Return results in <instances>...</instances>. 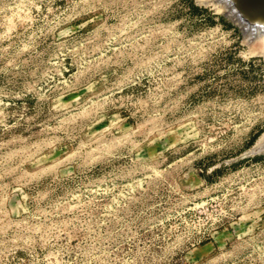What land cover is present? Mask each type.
Listing matches in <instances>:
<instances>
[{
	"label": "rangeland",
	"instance_id": "rangeland-1",
	"mask_svg": "<svg viewBox=\"0 0 264 264\" xmlns=\"http://www.w3.org/2000/svg\"><path fill=\"white\" fill-rule=\"evenodd\" d=\"M218 1L0 0V264H264V41Z\"/></svg>",
	"mask_w": 264,
	"mask_h": 264
},
{
	"label": "water",
	"instance_id": "water-1",
	"mask_svg": "<svg viewBox=\"0 0 264 264\" xmlns=\"http://www.w3.org/2000/svg\"><path fill=\"white\" fill-rule=\"evenodd\" d=\"M226 9L219 11L220 15L230 21L239 32L258 28L264 31V0H221ZM264 152V145L257 146L253 142L247 149L234 157L226 159L231 161L239 157Z\"/></svg>",
	"mask_w": 264,
	"mask_h": 264
},
{
	"label": "bare ground",
	"instance_id": "bare-ground-1",
	"mask_svg": "<svg viewBox=\"0 0 264 264\" xmlns=\"http://www.w3.org/2000/svg\"><path fill=\"white\" fill-rule=\"evenodd\" d=\"M214 2L215 1H217V0H213ZM218 3L220 4L219 6H220V9L221 10H224V9H226V6H225V4L221 1V0H219L218 1ZM213 5H215V4H213ZM220 9H217V10H219V11H221ZM262 37V39H263V41H264V31L263 30H259L258 28H256V29H254L253 31L252 30H250V29H248V30H246L245 31V33H244V37L247 39L248 38V43H250V41H249V38L251 39V38H255V37ZM253 40V39H252ZM250 46V45H249ZM254 48V47H253ZM252 49V48H251ZM255 49V48H254ZM262 49H264V47L262 48ZM253 51V50H252ZM260 51V50H259ZM262 53H263V51H261ZM263 55V54H262ZM264 144V137H262L261 139H260V145L259 144H256L257 146H262V145Z\"/></svg>",
	"mask_w": 264,
	"mask_h": 264
},
{
	"label": "trees",
	"instance_id": "trees-1",
	"mask_svg": "<svg viewBox=\"0 0 264 264\" xmlns=\"http://www.w3.org/2000/svg\"><path fill=\"white\" fill-rule=\"evenodd\" d=\"M217 16H218V18H219L224 24L236 28L233 24L230 23L229 20L224 19L221 15H217ZM253 137H254V134L252 135V138L250 139V141L253 139ZM252 157H257V155H253Z\"/></svg>",
	"mask_w": 264,
	"mask_h": 264
}]
</instances>
